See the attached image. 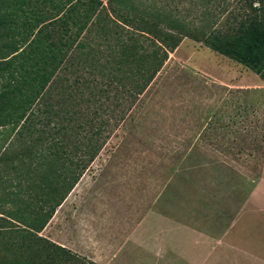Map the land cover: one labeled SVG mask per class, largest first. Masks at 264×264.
<instances>
[{
  "label": "trees",
  "instance_id": "16d2710c",
  "mask_svg": "<svg viewBox=\"0 0 264 264\" xmlns=\"http://www.w3.org/2000/svg\"><path fill=\"white\" fill-rule=\"evenodd\" d=\"M166 4L0 0V264H94L38 233L184 38L264 80V0Z\"/></svg>",
  "mask_w": 264,
  "mask_h": 264
},
{
  "label": "rangeland",
  "instance_id": "374dc122",
  "mask_svg": "<svg viewBox=\"0 0 264 264\" xmlns=\"http://www.w3.org/2000/svg\"><path fill=\"white\" fill-rule=\"evenodd\" d=\"M101 1L106 5L107 0ZM113 1L120 8L132 3L173 5V0ZM235 1L229 0L233 6ZM196 16L192 10L190 17ZM137 98L100 151L99 171L107 166L143 168L170 176L163 180L173 181V189L169 186L161 193L162 220L169 217V205H176L179 218L187 217L191 208L180 205L191 202L178 201L181 197L174 185L187 181L207 189V198L222 207L220 217L264 221V80L258 74L203 43L184 38ZM1 169L6 171L2 165ZM139 174L123 173L115 188L101 187L109 192L101 197L103 202L105 197L114 198L109 202L120 224L144 214L139 203L138 212L132 205L126 207L135 196L143 204L153 202L156 188L150 180H137ZM110 189L119 191L121 200ZM205 228L218 237L221 227L207 224ZM256 238L261 241L258 234Z\"/></svg>",
  "mask_w": 264,
  "mask_h": 264
},
{
  "label": "crops",
  "instance_id": "0c3cea01",
  "mask_svg": "<svg viewBox=\"0 0 264 264\" xmlns=\"http://www.w3.org/2000/svg\"><path fill=\"white\" fill-rule=\"evenodd\" d=\"M99 159L97 156L82 174L39 236L94 264H264V221L220 217L222 207L207 198V189L187 181L175 182V194L181 198H173L191 202L180 205L181 209L191 208L185 214L187 217L179 218L176 205H169V217L162 220L159 202L161 193L171 188L173 181L169 184L163 181L170 176L143 168L107 166L99 171L96 167ZM123 173H140L137 180H150L156 194L149 204H143L135 196L134 202L126 207L132 205L138 212L139 203L145 209L144 214L120 224L115 221L118 214L109 202L114 198L105 197L103 202L101 197L109 192L101 187H114ZM110 190L121 200L119 191ZM207 224L221 227L218 237L205 228ZM257 234L261 241L257 240Z\"/></svg>",
  "mask_w": 264,
  "mask_h": 264
}]
</instances>
